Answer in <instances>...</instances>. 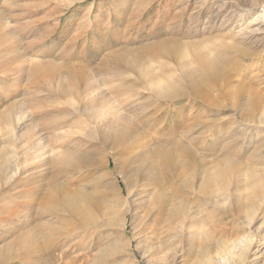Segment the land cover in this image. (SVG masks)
I'll return each mask as SVG.
<instances>
[{"label":"rangeland","instance_id":"obj_1","mask_svg":"<svg viewBox=\"0 0 264 264\" xmlns=\"http://www.w3.org/2000/svg\"><path fill=\"white\" fill-rule=\"evenodd\" d=\"M256 1L264 2L0 0V264H74L75 257L84 253L88 256L86 264H154L146 247L153 243L149 242L147 230L151 215L143 214L132 193L128 204L132 210L137 209L127 215L123 231L117 227L88 231L75 246L74 241L64 238L65 243L62 238L59 243L62 248L52 250L54 253L48 256L46 245L52 246V238L63 227L58 214L61 185L65 182L52 158L56 152L50 156L51 149L64 150L69 145L71 148L73 138L94 134L91 122L85 121L83 94L79 96L75 92L84 82L111 91L122 82L139 80L136 71L143 65L150 66L155 72L178 70L180 63L196 50L195 46L218 54L215 46L219 41H231L230 36L243 35L238 40L248 43L247 50L259 54L258 57L251 55L254 57L243 63L230 52L225 55V78L219 77L216 84L208 88L207 99L215 100L217 107H210L206 113L204 105L191 97L174 102L172 106L177 109L185 105L183 109L191 117L189 123L198 117L197 120L207 121L208 125L203 123L206 127L199 125L191 134L180 132L172 138L186 142L197 136L202 138L201 141L208 143L205 145L214 146L209 147V151H200L206 159L216 152L219 154L220 150L232 151L230 158L236 162L248 167H264V123H258V119L251 123L237 122L235 117L239 109L231 106L237 101L235 94L239 83L256 90L264 103V50L259 53L261 48L264 49V23L254 20L260 15L262 5ZM255 28L259 31L252 33ZM253 35V39L258 40L251 41ZM166 37L178 40L169 42L173 46L172 56L159 57L156 49L167 47H157L154 43ZM210 46L214 51L208 48ZM136 48L143 56L135 59L131 68H125L122 75L104 74L105 68H111L117 56L125 57ZM120 49H123L121 53ZM106 61L109 64H105ZM115 91H112L113 98L120 96ZM138 92L140 94L136 93L131 99L138 100L142 93L146 94L142 88ZM78 108L81 111L76 110ZM158 114L164 115L162 111ZM168 120L173 123L179 118L170 115ZM218 127L221 136L216 132ZM51 128L54 135L47 132ZM37 133L43 137V151L34 159L35 149L31 142H35ZM167 136L163 135V138ZM151 137L150 143L157 135L152 133ZM170 145L163 144L165 147ZM114 152L116 154L110 155L108 162L102 153L96 154L97 166L93 174L115 172L124 191L121 178L127 181L133 178L129 166L132 150L118 147ZM75 176L77 173L66 175L71 188L90 190L87 183L90 176L83 178L80 175L76 185L71 182ZM52 179L56 183L51 184ZM239 182L243 184L245 180ZM111 185H108L110 191ZM257 212L260 213L261 208ZM113 239L116 254L108 244ZM258 240L246 264H264L262 235ZM184 246L185 253L176 258V264H191L193 247L189 249L186 243Z\"/></svg>","mask_w":264,"mask_h":264},{"label":"bare ground","instance_id":"obj_2","mask_svg":"<svg viewBox=\"0 0 264 264\" xmlns=\"http://www.w3.org/2000/svg\"><path fill=\"white\" fill-rule=\"evenodd\" d=\"M255 3L262 5L260 15L254 20L264 23V2ZM256 31H259V28L252 29L251 32ZM239 36L244 37L240 34ZM239 36H230L231 41H219L215 46L218 54L195 46L196 50L187 60L180 63L178 70L161 69L155 72L147 65L139 67L136 71L139 80L133 83H120L115 88V93L120 95L116 98H113L112 94L115 89L105 91L104 87L102 89L98 86V88L90 82L83 81L82 87L76 88L75 92L79 96L83 94L82 110L85 111V121L91 122V130L94 134L73 138L70 143L71 148L69 145L64 150L51 149L50 156L56 152L52 158L58 167L59 175L65 182L61 185L58 214L59 222L63 227L52 238L53 247L46 245L49 257L54 253L52 250L62 248V244H59L62 238L74 241L73 246H75L82 234L88 231H104L114 227L123 231L127 215L137 209L132 210L128 204L130 203L128 197L132 193L136 205L142 208L143 214L151 215V224L147 230L149 242L153 243H148L146 247L154 264H176V258L185 253V243L189 245V249L193 247V252L189 251L192 252L191 264L248 262L253 246L260 240L258 237L262 235L264 238L262 233L264 231V167L242 165L239 161L230 158L232 151L220 150L219 154L214 152V156L206 159V156H201L200 151L202 149L209 151L212 145H205L208 143L201 141L202 138L197 135L187 142L172 138L180 132L191 134L193 128L199 125H208L207 121L197 120L198 117L189 123L191 117L183 109L186 103L182 108L177 109L172 106L174 102L191 97L204 105L205 113L210 107H217L215 100L207 99L208 88L213 87L219 77L225 78V55L230 52L243 63L254 57L251 55L255 54L247 50L249 44L240 42ZM253 37L255 35L251 36V39ZM177 40L166 37L156 41L154 45H158L157 47H167L157 48L156 54L159 57L172 56L173 46L169 42H177ZM256 40L258 38L251 41ZM262 47L264 48V44ZM208 48L213 50L212 46ZM262 50L264 49L261 48L259 53L263 52ZM121 51L123 49L119 52ZM136 51L137 48L128 54L125 52L127 54L125 57L117 56L112 62V67L105 68L104 74L122 75L125 68H131L133 61L143 56L141 52ZM218 56L220 59L223 58L219 60ZM105 64H109L108 61ZM239 84L238 92L235 94L237 101L231 105L239 109L235 117L237 122L251 123L258 119V123H264L263 98L249 85ZM139 88L146 90V94L142 93L138 100L131 99L136 93L140 94ZM245 96L251 99L247 102L248 97L243 100ZM149 107L151 108L147 111ZM160 111L164 113L163 116L158 114ZM170 115L178 117L179 120L170 123L168 120ZM160 124L161 128H156ZM47 132L55 134L52 128ZM216 132L221 136L220 129ZM152 133L157 135L153 138L154 142H151L153 145L150 143ZM163 135H168V138H163ZM42 142H44L43 137L37 133L35 142H31L35 149L34 159L41 156ZM162 142L171 145L165 147L164 143L161 145ZM118 147L132 150L129 166L133 178L130 181L121 178L124 191L118 183L119 178L116 177L115 172L101 171L93 174L97 166L96 154L102 153L105 162H108V157L114 156L116 154L114 150ZM209 154L207 153L208 156ZM68 173H77V176L71 180L75 185L79 182L80 175L83 178L90 176L87 182L90 190L71 188L66 179ZM242 179L245 180L243 184L239 182ZM50 182L56 183L53 179ZM110 184H112L111 191L108 190ZM260 208L261 212L258 213ZM258 222L257 228L253 229ZM115 243L113 239L108 244L116 254L118 251ZM168 258L171 259L170 262ZM87 260L88 256L84 253L76 256L73 262L86 264ZM251 260H254V257Z\"/></svg>","mask_w":264,"mask_h":264}]
</instances>
